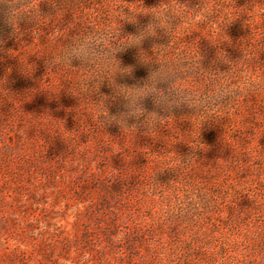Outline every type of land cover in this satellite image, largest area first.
Returning a JSON list of instances; mask_svg holds the SVG:
<instances>
[{"label": "rangeland", "instance_id": "rangeland-1", "mask_svg": "<svg viewBox=\"0 0 264 264\" xmlns=\"http://www.w3.org/2000/svg\"><path fill=\"white\" fill-rule=\"evenodd\" d=\"M32 4L39 24L21 22L0 47V264H264V90L207 115L161 113L157 128L142 117L103 128V97L110 114L124 111L107 80L80 95L85 70L49 63L83 30L137 13L120 22L122 36L136 34L153 22L140 13L172 9L169 34L116 54L113 69L132 70L116 84L140 83L177 50L264 80V0ZM224 53L228 64L216 61Z\"/></svg>", "mask_w": 264, "mask_h": 264}, {"label": "clouds", "instance_id": "clouds-1", "mask_svg": "<svg viewBox=\"0 0 264 264\" xmlns=\"http://www.w3.org/2000/svg\"><path fill=\"white\" fill-rule=\"evenodd\" d=\"M38 5L33 6L32 0H0V24L10 29L7 37L0 36V47L4 45L7 38L19 35L21 22L39 24L42 15ZM136 14H125V17L132 16L133 19L120 20L118 28L83 30L63 44L56 50L55 55L49 58V63L53 67H78L85 70L76 81V91L80 95L92 96L98 93L100 84L107 80L114 90V98L123 101L124 111L113 115L105 107L104 101L107 97H103L105 111L96 116L99 126L105 128L108 124L116 123L120 127H127L129 119L140 120L142 117L141 122L146 129L149 120L152 127L157 128L160 123L156 118L165 117L161 113L169 116L174 109L183 106L190 109L192 114L207 115L209 112L221 110L237 97L260 94L261 90H264V80L254 79L247 68L238 73L205 69L201 64L200 53L194 58L183 50L166 55L157 63L158 66L155 69L149 70L147 77L140 83L131 86L116 84L117 73L130 76L132 71L130 67H120V64L113 69L112 61L116 60V54L127 48H139L143 40L156 36V29H162L169 34L174 28L170 21L173 17L179 16V10L167 9L159 10L157 13H140L150 14L153 22L145 25L136 34L122 36L120 22L134 21ZM216 61L228 64L229 59L224 53L223 57L216 55ZM140 62L148 64L153 61L142 60L140 55ZM241 63L243 65L246 62L242 60ZM32 71L33 68L31 73ZM5 83L6 79L3 85ZM69 93L74 96L72 92L69 91ZM74 97L78 98V96ZM146 99H150L153 108L158 111H147L143 105ZM205 121L207 120L202 121L201 124Z\"/></svg>", "mask_w": 264, "mask_h": 264}]
</instances>
